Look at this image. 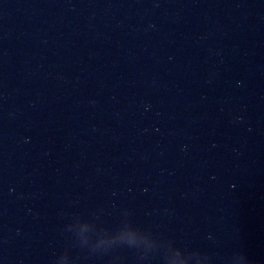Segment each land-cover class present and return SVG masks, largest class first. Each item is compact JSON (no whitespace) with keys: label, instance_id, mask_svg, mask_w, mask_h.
<instances>
[{"label":"water","instance_id":"95a60500","mask_svg":"<svg viewBox=\"0 0 264 264\" xmlns=\"http://www.w3.org/2000/svg\"><path fill=\"white\" fill-rule=\"evenodd\" d=\"M0 264H264V0H0Z\"/></svg>","mask_w":264,"mask_h":264}]
</instances>
